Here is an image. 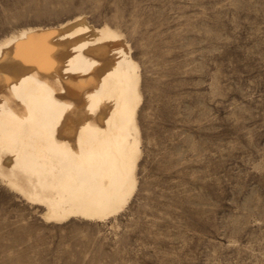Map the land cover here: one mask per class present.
<instances>
[{"label": "rangeland", "instance_id": "374dc122", "mask_svg": "<svg viewBox=\"0 0 264 264\" xmlns=\"http://www.w3.org/2000/svg\"><path fill=\"white\" fill-rule=\"evenodd\" d=\"M77 15L140 67L138 186L53 224L0 185V264H264V0H0V38Z\"/></svg>", "mask_w": 264, "mask_h": 264}, {"label": "bare ground", "instance_id": "6f19581e", "mask_svg": "<svg viewBox=\"0 0 264 264\" xmlns=\"http://www.w3.org/2000/svg\"><path fill=\"white\" fill-rule=\"evenodd\" d=\"M140 67L77 15L0 38V185L46 223L116 219L138 186Z\"/></svg>", "mask_w": 264, "mask_h": 264}]
</instances>
